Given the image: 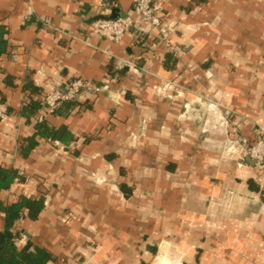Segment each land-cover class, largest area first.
Returning <instances> with one entry per match:
<instances>
[{"label":"crops","instance_id":"obj_1","mask_svg":"<svg viewBox=\"0 0 264 264\" xmlns=\"http://www.w3.org/2000/svg\"><path fill=\"white\" fill-rule=\"evenodd\" d=\"M134 3L0 0V165L24 176L2 198L45 200L19 242L56 264H264V167L239 170L202 132L211 96L242 134L264 128V0H167L179 58L149 25L120 43L90 35ZM78 78L106 90L67 117L40 113L74 139L37 138L24 157V105Z\"/></svg>","mask_w":264,"mask_h":264},{"label":"built area","instance_id":"obj_2","mask_svg":"<svg viewBox=\"0 0 264 264\" xmlns=\"http://www.w3.org/2000/svg\"><path fill=\"white\" fill-rule=\"evenodd\" d=\"M166 2L167 0H135L130 14L115 19L102 18L94 21L90 27V35L120 43L135 27L149 25L157 30L160 39L169 46L170 52L179 58L180 49L172 44L176 26L163 17ZM123 67L132 71L137 68V63L125 61ZM105 90L103 85H96L81 78L53 86L44 95L41 112L52 114L65 102L101 96ZM207 102L202 132L216 134L222 138V158L234 161L239 170L249 166L264 167V128L261 127L257 131L256 138L252 140L241 133L239 125L218 102L209 98ZM9 119L7 105L0 103V126L8 123Z\"/></svg>","mask_w":264,"mask_h":264},{"label":"trees","instance_id":"obj_3","mask_svg":"<svg viewBox=\"0 0 264 264\" xmlns=\"http://www.w3.org/2000/svg\"><path fill=\"white\" fill-rule=\"evenodd\" d=\"M83 104L80 101H69L62 104L53 115L67 117L77 106ZM41 102L25 104L20 111V116L27 122L32 118L35 120V134L27 139L21 140V154L28 156L37 146V138L48 139L54 142L68 144L74 139L73 135L66 129H55L40 116ZM10 114V112H9ZM51 114V115H52ZM24 176L14 166L0 165V216L4 224L0 228V264H56V258L45 248L37 246L32 242L22 245L18 224L21 220L29 218L36 220L44 209L45 200L21 195L15 202L7 203L2 194L7 192L16 183H22ZM146 264V263H144Z\"/></svg>","mask_w":264,"mask_h":264},{"label":"water","instance_id":"obj_4","mask_svg":"<svg viewBox=\"0 0 264 264\" xmlns=\"http://www.w3.org/2000/svg\"><path fill=\"white\" fill-rule=\"evenodd\" d=\"M118 17H120V16H111V17H109L110 19H115V18H118Z\"/></svg>","mask_w":264,"mask_h":264},{"label":"rangeland","instance_id":"obj_5","mask_svg":"<svg viewBox=\"0 0 264 264\" xmlns=\"http://www.w3.org/2000/svg\"><path fill=\"white\" fill-rule=\"evenodd\" d=\"M209 99H211V100H214V98L211 96V97H209ZM215 101V100H214ZM217 102V101H216ZM207 104H208V102H207ZM20 237H21V235H20ZM21 239V238H20Z\"/></svg>","mask_w":264,"mask_h":264},{"label":"bare ground","instance_id":"obj_6","mask_svg":"<svg viewBox=\"0 0 264 264\" xmlns=\"http://www.w3.org/2000/svg\"><path fill=\"white\" fill-rule=\"evenodd\" d=\"M162 264H167V263L165 261H163Z\"/></svg>","mask_w":264,"mask_h":264}]
</instances>
